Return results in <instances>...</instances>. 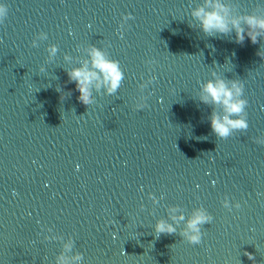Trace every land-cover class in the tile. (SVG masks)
Returning <instances> with one entry per match:
<instances>
[{
    "label": "water",
    "instance_id": "1",
    "mask_svg": "<svg viewBox=\"0 0 264 264\" xmlns=\"http://www.w3.org/2000/svg\"><path fill=\"white\" fill-rule=\"evenodd\" d=\"M199 2L8 0L0 24V264H55L62 241L45 239L53 236L72 237L69 255L82 253V264H264V145L254 142L264 136V38L206 36L189 23ZM225 2L234 15H264V0ZM41 31L48 39L32 47ZM50 44L59 51L46 63ZM88 44L118 59L125 79L115 95L94 93L85 106L66 69L86 58L77 47ZM217 65L243 80L249 101V128L227 139L212 132V108L198 99ZM149 77L148 106L138 110V85ZM150 193L163 199L154 205ZM226 196L241 208H224ZM173 205L213 215L199 245L178 232L155 236Z\"/></svg>",
    "mask_w": 264,
    "mask_h": 264
},
{
    "label": "clouds",
    "instance_id": "2",
    "mask_svg": "<svg viewBox=\"0 0 264 264\" xmlns=\"http://www.w3.org/2000/svg\"><path fill=\"white\" fill-rule=\"evenodd\" d=\"M10 5L8 0H0V24H3L9 16ZM190 25L199 28L206 36L216 37L219 35H230L235 32V42L243 44L245 39H250L252 44L260 42L264 38V15L256 13L233 14V6L226 3L225 0H200L190 11ZM133 19L131 13L123 17L126 23ZM48 39V34L41 31L32 40V47H39L41 41ZM83 50L87 55L78 66H72L67 71L68 82L75 83V90L79 92L78 101L85 106L93 105L96 102V95H115L123 80L125 71L121 67L120 61L110 56L108 51L103 47L95 44H88L86 47H77V50ZM59 47L56 44H50L47 48L48 56L46 63H51L57 57ZM258 55L264 57V49L260 48ZM63 60L72 63L73 57L65 53ZM230 63V62H228ZM217 65L211 71V78L200 84L198 99L203 104L212 108L209 116L212 132L219 139H227L235 132H243L249 128L248 99L245 97V84L240 79H227L222 75ZM39 71H47L45 65H41ZM155 80V77L143 81L138 85L140 95L136 100L135 107L138 110L148 106L145 90ZM50 86V85H49ZM60 92V87H57ZM70 95V93H69ZM150 95V93H149ZM64 97L62 96L61 99ZM254 142L264 145V136L254 138ZM77 165V170H79ZM149 198L153 204H159L163 196L157 197L150 193ZM223 207L232 210L240 209L239 202L232 203L226 196L222 201ZM143 207V206H142ZM167 217L160 218L154 225V233L157 238L161 234L179 233L183 240L191 245H199L203 238V226L213 222L214 217L203 207H195L190 214L179 205L169 206L166 209ZM181 224L183 227L181 228ZM51 232V229H49ZM45 239H59L62 241V251L56 256L55 264H82L83 254L73 252L75 241L72 237L64 240L63 237H45ZM249 259H253L252 254L246 253Z\"/></svg>",
    "mask_w": 264,
    "mask_h": 264
}]
</instances>
